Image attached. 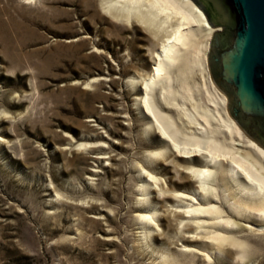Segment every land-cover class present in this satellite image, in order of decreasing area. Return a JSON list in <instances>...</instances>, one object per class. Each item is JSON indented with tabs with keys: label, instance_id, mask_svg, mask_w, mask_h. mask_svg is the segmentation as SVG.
Returning a JSON list of instances; mask_svg holds the SVG:
<instances>
[{
	"label": "rangeland",
	"instance_id": "1",
	"mask_svg": "<svg viewBox=\"0 0 264 264\" xmlns=\"http://www.w3.org/2000/svg\"><path fill=\"white\" fill-rule=\"evenodd\" d=\"M156 46L106 16L100 0H0V264H208L182 250L187 234L171 216L158 226L138 216L153 209L141 186L162 143L145 133L131 79L149 73ZM204 73L176 66L167 105L177 121L210 102ZM156 172L172 190L195 188L168 162ZM147 197L158 209L188 202L158 188ZM229 226L244 258L226 245L209 264H264V232Z\"/></svg>",
	"mask_w": 264,
	"mask_h": 264
},
{
	"label": "bare ground",
	"instance_id": "2",
	"mask_svg": "<svg viewBox=\"0 0 264 264\" xmlns=\"http://www.w3.org/2000/svg\"><path fill=\"white\" fill-rule=\"evenodd\" d=\"M100 2L104 14L111 20L128 26L137 25L157 43L151 51L153 64L149 73L131 79V84L140 91L135 100L147 119L145 133L149 139L155 136L158 143H162L161 148L152 151L153 159L150 160L156 165L152 172H148L146 184L141 186L142 201L153 209L141 213L139 218L158 226L155 221L160 217L171 216L180 232L187 234L180 236L186 242L182 250L199 252L208 264L213 254L222 253L226 245L240 248L242 253L239 257L244 258L246 243L226 232L229 225L250 232H264V147L231 116L228 97L217 87L209 71L211 39L220 28L210 25L206 13L194 0ZM201 37L204 39L201 40ZM178 64L185 66L186 71H191L193 65H199L204 70V88L210 101L204 106L195 103L193 107L198 116L183 109L185 121L182 117L177 121L172 113L175 108L167 105L174 97L172 75ZM157 90L164 102L167 101L166 104L159 101ZM186 90L190 92V87ZM199 107L201 110L198 111ZM152 145L156 144L152 142ZM158 161L161 163L159 166ZM167 162L178 178H182L180 174L185 171L196 182L193 192L172 190L175 185L173 180L171 185L166 186V180L159 177L156 171ZM157 188L166 198H176L179 203L188 202L172 204L176 209L166 206L158 209L155 204L149 203L147 197L150 190ZM224 204L233 213H227ZM251 217H254L252 221ZM152 230L148 229L144 237L151 239ZM199 241L211 246L200 248L192 244Z\"/></svg>",
	"mask_w": 264,
	"mask_h": 264
},
{
	"label": "water",
	"instance_id": "3",
	"mask_svg": "<svg viewBox=\"0 0 264 264\" xmlns=\"http://www.w3.org/2000/svg\"><path fill=\"white\" fill-rule=\"evenodd\" d=\"M194 1L220 28L210 43L212 77L231 116L264 147V0Z\"/></svg>",
	"mask_w": 264,
	"mask_h": 264
},
{
	"label": "flooded vegetation",
	"instance_id": "4",
	"mask_svg": "<svg viewBox=\"0 0 264 264\" xmlns=\"http://www.w3.org/2000/svg\"><path fill=\"white\" fill-rule=\"evenodd\" d=\"M226 28H227V25L225 24V25H224V30H225Z\"/></svg>",
	"mask_w": 264,
	"mask_h": 264
}]
</instances>
